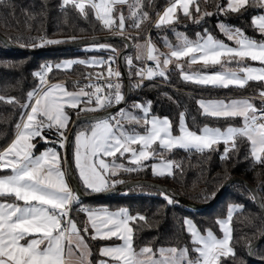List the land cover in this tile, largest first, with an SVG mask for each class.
<instances>
[{"label":"snow or ice","instance_id":"obj_1","mask_svg":"<svg viewBox=\"0 0 264 264\" xmlns=\"http://www.w3.org/2000/svg\"><path fill=\"white\" fill-rule=\"evenodd\" d=\"M7 0H0V5ZM196 0H172L162 14H158L156 28L173 25L179 19L177 11L182 10L184 17L199 23L212 13L201 12L198 4L193 16L190 5ZM125 5L128 19L133 27L140 28L149 16L143 11V0H62L61 7L71 6L87 18L90 14L101 21L104 28L123 32L126 17L123 11L116 15V6ZM225 16L240 14L248 9H264V0H227L223 6L217 5ZM254 31L264 38V14L251 18ZM218 28L232 45L215 38L205 30L197 33L196 39H189L176 33L178 43L165 41L168 51L161 52L151 40L137 45L136 60L144 63L135 75L143 80L156 77L167 80L170 66L178 71L181 79L204 88L244 89L250 81L264 82V39H254L238 28L220 23ZM175 31V29H172ZM74 39V38H73ZM60 40H42L43 43L59 44ZM99 49H109L110 45L100 44ZM116 52L115 49H111ZM248 61L257 63L253 66ZM79 63L86 67H96L101 71L88 74L89 83L79 86L78 90H68L63 84H48L47 75L53 69L43 66L34 73L39 84L27 93V99L20 103L15 97L0 95V102L19 104V122L15 125L16 134L12 141L0 149V264H90V255L85 235L91 233L92 239L122 241V244L104 246L100 255L105 257L99 264H219L223 256H235L231 246L232 221L238 206L230 207L227 219L217 220L223 238H218L211 230L201 234L190 219L184 224L191 237L192 252L187 247H143L137 250L133 245L132 225L145 220L144 216H132L127 209L109 211L107 208H87L80 206L86 224L79 227L72 217L74 205H79V195L71 187L70 168L67 160L54 148H47L36 154V142L49 143L45 133H54L57 139L51 141L60 149L65 148L66 135L71 120L68 109L81 113H97L125 101V94L119 82L121 72L113 68L114 57L107 60L68 61L57 65L58 69H71ZM133 67V58L126 60ZM197 63L204 66L219 65L222 71L214 73L188 72ZM113 77L116 78L115 82ZM95 81V82H93ZM99 81H103L100 83ZM140 83L136 85L139 87ZM259 95L264 98V90ZM201 115L214 120H239L240 125L229 124L225 128L204 125L198 131L190 129L185 114L180 113L178 133L174 134L173 123L167 118L151 115V101L147 104H134L141 113L119 109L117 114L91 117L90 123L74 133V166L84 189L90 193H101L114 188L122 180L112 179L120 173H132L150 167L157 177L174 175L179 165L166 156L174 150L204 153L216 151L223 144L221 159H229V153L238 150L239 142L248 146L252 160L264 166V106L257 108L248 99L198 100ZM139 125L143 131L126 128L125 125ZM126 160L127 164L121 162ZM153 162L150 165L145 162ZM160 195L168 205L178 203L166 192ZM255 198V194L254 197ZM22 241L24 243H22Z\"/></svg>","mask_w":264,"mask_h":264},{"label":"trees","instance_id":"obj_2","mask_svg":"<svg viewBox=\"0 0 264 264\" xmlns=\"http://www.w3.org/2000/svg\"><path fill=\"white\" fill-rule=\"evenodd\" d=\"M170 1L143 0V11L148 13L149 18L138 29L132 26L133 20L127 18L129 15L127 6H116V15L123 11L126 17L125 30L121 35L131 44L129 53L123 56V68L128 78L135 76V70L125 64V57H132L135 66L141 64L140 60L135 59L133 46L143 42L145 34H147V40H151L152 44L161 52L165 47V41L172 44L178 43L176 33H182L194 40L197 33L204 34L207 30L215 38L227 43V39L218 28L220 23L231 28L241 29L250 38L264 39L254 31L251 25V18L264 14V9H248L240 14L225 16L219 12L217 5L223 6L227 0H196L201 12L212 13L211 16L201 19L199 23H193L192 19L177 13L179 19L173 25L162 28L152 26L155 16ZM196 4L190 5V11L193 16L198 18L199 14L195 11ZM61 5L62 0H7V4L0 5V35L12 45L36 48L37 46L51 45L42 44V40L66 42L108 34L93 15L90 14L85 18L71 6L64 8ZM173 28L175 31L172 30ZM102 44L114 47L117 53L123 49L122 43L119 42ZM105 53L104 56L108 54L107 51ZM87 56H97V54L81 52L80 48H75L30 55L9 50L0 43V95L15 97L20 103H24L27 93L37 87L38 80L34 73L42 65L53 66L61 60ZM213 69L215 67L208 68V70ZM86 72L94 73L95 71L74 64L68 72L60 73L53 69L47 77L53 81L61 78L62 75L78 77L84 76ZM64 83L67 85L66 82ZM133 86L134 84L130 83L129 98L125 105L130 102L148 103L151 101L150 114L160 118H169L173 123L174 134H177L180 113L185 114L187 126L194 131H198L206 124L221 128H225L229 124L239 126V120H214L201 115L197 101L200 98L253 95L260 88L258 83L253 82H250L244 89L204 88L182 81L179 78V72L172 68H170L167 80L160 78L156 83L142 82L137 89H134ZM69 88L71 87L69 86ZM77 111H68L71 120ZM20 112L19 104L0 102V149L6 147L14 137L15 125L19 122ZM85 124L87 123L78 124L74 133ZM51 134L53 135V133ZM44 146L45 144L36 143L35 151H39ZM217 148L216 151L204 153L194 150H174L166 156L167 159L173 160L179 165L178 168H174L173 176L154 177L150 173V167H146L139 172H122L112 179L122 180L123 183L133 180L152 181L164 185L170 193L189 202L203 204L211 200L225 180L238 177L257 192L264 209V166L256 164L252 160L248 154V146L244 142H239L238 150L229 153V159H221L224 145L221 144ZM151 162L157 161L145 163L150 165ZM76 181L84 195L92 194L82 187L77 177ZM80 206L87 208L104 206L107 209L124 208L134 217L142 215L145 220H137L132 225L135 229L133 245L137 250L146 246L152 247L154 250L160 247H187L193 257H195V253L191 251L193 245L185 230L184 220H192L201 234L211 230L219 238L220 231L217 220L226 218L230 206H238L230 223L231 246L234 248L235 256H223L220 258L219 264H258L255 261H264V240L252 252L251 256L254 261L249 260L246 256V248L263 234L264 225L249 191L241 183L231 184L211 207L202 211H193L178 203L168 205L159 191L146 186L131 187L106 198L80 201L79 205H74L71 213L79 227L82 225V214L77 211ZM88 247L94 256L95 246L93 243L88 242Z\"/></svg>","mask_w":264,"mask_h":264},{"label":"water","instance_id":"obj_3","mask_svg":"<svg viewBox=\"0 0 264 264\" xmlns=\"http://www.w3.org/2000/svg\"><path fill=\"white\" fill-rule=\"evenodd\" d=\"M122 33L123 32L116 30V33H108L105 35H100V36H96V37H92V38L66 41V42H62L59 44H51V45L38 47V48H22V47L12 45L4 37H2L0 35V43L5 48L12 50V51H16L18 53L30 54V55L40 54L43 52L61 51L64 49L83 48V47H88V46H92V45H99L102 43H109V42H119V43H122V45L124 46V48L121 51H119L116 55V63L118 66V70L122 74L121 78L123 79V92L125 94V101L121 105L114 106L110 109H107V110H104L101 112L84 113V114H80L79 117L75 116L71 120L69 127H68V131L66 133L68 140H67L65 148H63V158H66V160H67L66 167L70 168L69 183H70L71 187L75 190V192L79 195V200L83 202V201L94 200V199H99V198H106V197H109V196L114 195L118 192L124 191L128 188H131V187L146 186V187L153 188V189L159 191L160 193L162 191L166 192L168 195H170L176 201H178V204L183 205L184 207H186L190 210L202 211V210H205V209L211 207L217 201V199L221 196V194L225 191V189H227L231 184L241 183L249 191V193L253 199V202L255 204V207L258 210V212L262 218L263 225H264V209L262 207V204H261V201H260V198H259L257 192L252 187H250L245 181H243L242 179H240L238 177H232V178L225 180L220 185V187L217 189V191L214 193L211 200L209 202L203 203V204H195V203L189 202V201L183 199L182 197H180L178 195L170 193L164 185H161L159 183H155L152 181H146V180H133V181L120 183V184L116 185L114 188H110L107 191H104L101 193H95V194H91V195H84L81 192V189H80V187L76 181V177L73 173L71 161H70V146H71L72 138L74 135L75 127L78 124L83 123V122L90 123L91 117L109 116L114 111H117L118 109L122 108L129 98L130 85H129V82L127 80V76H126V73L124 71V68H123L122 58L125 54L129 53V51L131 49V44L128 41V39H126L125 37H123L121 35ZM254 194H255V198H253ZM263 240H264V231L260 237H258L256 240H254L252 243H250L248 245L245 252H246V256L249 260L254 261L252 259V256H251L252 252ZM255 262L258 264H264V261H255Z\"/></svg>","mask_w":264,"mask_h":264},{"label":"crops","instance_id":"obj_4","mask_svg":"<svg viewBox=\"0 0 264 264\" xmlns=\"http://www.w3.org/2000/svg\"><path fill=\"white\" fill-rule=\"evenodd\" d=\"M171 2H172V0L170 1V2H168L159 12H158V14H162L165 10H166V8L168 7V6H170V4H171ZM227 2V1H226ZM177 13H180V14H182V10H178L177 11ZM158 14L155 16V18L153 19V21H152V26H155V22L157 21V19H158ZM183 15V14H182ZM106 29V28H105ZM226 38V37H225ZM196 39V36H195V38H194V40ZM227 39V38H226ZM148 40L147 39H144V41L143 42H141V43H136L134 46H133V48H134V50L135 49H137V45H144L146 42H147ZM228 41V40H227ZM227 44H229V45H232V42L231 41H228L227 42ZM93 46H99V45H93ZM105 50H107V49H104V51ZM101 49H99L98 47H96V49H90L89 51H82L81 50V52H87V53H89V52H93V53H98L97 54V56H87V57H85V58H72V59H66V60H62V61H60L59 63H57V64H55L53 67H52V69H57V70H60V71H64V72H68L70 69H67V70H65V69H58L56 66L57 65H60V64H63V63H65V62H68V61H79V60H101V59H103V60H107L108 59V57L109 56H107V55H109V53L107 54V55H105L104 56V54H106L105 52L104 53H101ZM137 51H138V49H137ZM168 51V49H167V47H164L163 49H162V52H167ZM141 61V60H140ZM148 62H150V61H148ZM150 63H152V62H150ZM247 63H249V64H252L253 66H259L257 63H254V62H251V61H248ZM76 64H78V65H81V64H79V63H76ZM74 65V64H73ZM72 65V66H73ZM82 67H85V68H88V69H93L94 71H97V69L98 68H96V67H86V66H84V65H81ZM210 67H215V69H213V70H208V68H210ZM170 68H172L173 69V66H170ZM223 69H221L220 68V66L219 65H209V66H204L202 63H197V64H195V65H191L190 67L187 65V64H185V71H188V72H197V71H199V72H202V73H214V72H217V71H222ZM179 78L181 79V77H180V74H179ZM182 80V79H181ZM183 81V80H182ZM250 82H253V83H258L259 84V86H260V88H258L257 90H256V92L253 94V95H245V96H236V97H227V98H200L199 100H201V99H203V100H226V101H230V100H233V99H248V100H250L252 103H254L255 105H256V107L258 108L259 107V105H261V103H262V100H264V98H262L260 95H259V93H260V91L261 90H264V82H256V81H250ZM249 82V83H250ZM48 83V82H47ZM48 84H50V83H48ZM192 84V83H191ZM195 85V84H194ZM232 88H234V87H232ZM201 112V111H200ZM76 116V115H75ZM74 116V117H75ZM178 124H179V120H178ZM239 125H240V121H239ZM178 129V128H177ZM16 134V133H15ZM45 135H47L48 137H49V141L51 142V141H53V140H51V138H56L55 136H53V135H50V134H48V133H45ZM15 136V135H14ZM14 138V137H13ZM12 138V139H13ZM12 141V140H11ZM10 141V142H11ZM51 144V147H45L44 149H41V150H39V151H35L36 152V154H40V153H42L43 151H45L47 148H54V149H57V151L59 152V146L57 145V144H54V143H50ZM50 144H48V145H50ZM223 145V144H222ZM225 147V146H224ZM71 166H72V169H73V166H74V164L72 163L71 164ZM73 171H74V174H75V176L77 177V179L79 180V178H78V174H77V172H76V169H75V166H74V169H73ZM150 173H151V175L152 176H154L153 174H152V171L150 170ZM154 177H157V176H154ZM79 182H80V184L82 185V183H81V181L79 180ZM116 185H118V184H116ZM83 187V186H82ZM84 188V187H83ZM86 190V189H85ZM88 191V190H87ZM89 192V191H88ZM92 194H95V193H92ZM83 207H85V206H83ZM91 208H93V209H98V208H106V207H104V206H94V207H91ZM119 209H121V208H116V209H108L109 211H118ZM82 214V225H81V228H83L84 226H85V224H86V217H85V215H84V213H81ZM85 242H86V244H87V246H88V242H90V243H93V245L95 246V253H94V256H92V254H91V252H90V249H89V247H88V250H89V252H90V255L87 257V260L90 262V264H99V262L101 261V260H105L106 258L105 257H102L101 255H100V249L102 248V247H104V246H112V245H118V244H122V241H119V240H116L115 238L114 239H112V240H100V239H92L91 238V233H89V234H86L85 235ZM22 243H24L23 241H22Z\"/></svg>","mask_w":264,"mask_h":264},{"label":"rangeland","instance_id":"obj_5","mask_svg":"<svg viewBox=\"0 0 264 264\" xmlns=\"http://www.w3.org/2000/svg\"><path fill=\"white\" fill-rule=\"evenodd\" d=\"M118 16V15H117ZM99 23L103 26V24H102V22L101 21H99ZM104 27V26H103ZM113 30H116L115 29V27H113V29L112 30H108V29H106V31L108 32V33H112L113 32ZM144 39H147V34H145L144 35ZM139 43H141V42H139ZM100 45V44H99ZM39 46H37L36 48H38ZM96 47H98V46H88V47H83V48H80V50H82V51H89L90 49H96ZM123 48H124V46H123ZM111 49H115L114 47H111L110 46V48L109 49H107V50H105V52L107 51V53H114V52H112L111 51ZM116 50V49H115ZM135 56L137 55V49H135ZM101 53H104V50H102L101 51ZM116 54H117V50H116V52H115ZM96 54H98V53H96ZM62 61V60H61ZM45 65H49V64H45ZM45 65H42L40 68H39V70H37L36 72H38V71H41L42 70V68H43V66H45ZM55 65V64H54ZM53 65V66H54ZM52 66V67H53ZM57 72L59 71L60 73H65L64 71H60V70H57V69H55ZM71 70V69H70ZM69 70V71H70ZM35 72V73H36ZM57 76H58V74H56ZM70 78H72V76H66V75H62L61 76V78H59V79H56V80H53V81H50L51 79H48V77H47V82L48 83H50V85L51 84H57V83H60V84H63L68 90H70V91H72V90H78V88H76V87H73L72 85H71V83H69L68 82V79H70ZM38 80V79H37ZM64 82H66L67 83V85L64 83ZM38 84H39V81H38ZM38 84H37V86H38ZM68 86V87H67ZM69 86L71 87V88H73V89H71V88H69ZM134 104H138V103H132V102H130V103H128L127 105H125V106H123L122 108H120V109H124L125 111H129V112H132L133 114H135V115H141V113L139 112V110H137V109H135L134 107H133V105ZM139 104H147V103H139ZM70 110H73V109H68L67 111H70ZM119 110V109H118ZM88 124V123H87ZM87 124H85L84 126H86ZM84 126H82V127H84ZM69 127V126H68ZM81 127V128H82ZM125 127L126 128H129V129H135L136 131H140V132H142L143 131V129H142V127H140L139 125H129V124H126L125 125ZM80 130V128H78L75 132H77V131H79ZM177 133H178V130H177ZM48 134H50V135H52L51 133H48ZM53 135L55 136V134L53 133ZM15 137V136H14ZM56 137V136H55ZM57 139V137L56 138H51V140H53V141H55ZM36 143H42V144H45V146L42 148V149H44L46 146L47 147H51V142H49V143H45L43 140H38ZM48 144H50V145H48ZM41 150V149H40ZM57 150V149H56ZM59 152L61 153V156L63 157V149H60L59 148ZM73 152H74V135H73V138H72V142H71V149H70V159H71V164L73 163L74 164V159H73ZM121 162H123V163H125V164H127V161L126 160H121ZM151 163H153V162H151ZM150 163V164H151ZM73 169H74V166H73ZM150 170H151V168H150ZM230 207H233V206H230ZM229 207V208H230ZM229 208H228V210H229ZM237 211V210H236ZM224 219H227V216H226V218H224ZM223 219V220H224ZM184 227H185V230H186V232L188 233V231H187V229H186V226H185V224H184ZM218 228H219V231H220V237L219 238H223V232H222V230H221V228H220V226H219V224H218ZM207 232V231H206ZM206 232L204 233L205 235H206ZM189 234V233H188ZM189 236H190V234H189ZM190 242H191V237H190ZM195 253V252H194ZM195 257L197 256V254L195 253V255H194Z\"/></svg>","mask_w":264,"mask_h":264},{"label":"built area","instance_id":"obj_6","mask_svg":"<svg viewBox=\"0 0 264 264\" xmlns=\"http://www.w3.org/2000/svg\"><path fill=\"white\" fill-rule=\"evenodd\" d=\"M112 33H116V30H113ZM116 55H117V54L114 52V53H111L109 57H114V58H115V63H114L112 66H113V68H115V69L118 70V66H117V63H116ZM128 57H130V56H126V57H125V64H126V65H127L126 60H127ZM122 63H123V65H124V59H123V58H122ZM144 63H147L149 66L152 65V63H150V62L141 61V64H140V65L135 66V65L133 64V67H132V68H134V70H135V72H136V70H137L139 67H141ZM127 66H128V65H127ZM128 67H129V66H128ZM99 71H101V69L98 68L97 71H95V72L92 73V74L94 75L96 72H99ZM89 73H90V72H86L84 76L72 77V78L68 79V82L71 83V85H72L73 87H76V88H78L77 85H79V86H84V85H86V84L89 83V79H88V74H89ZM159 79H160V77H156V78H154L153 80H147V79H145V80H143V82H155V83H156ZM115 80H116V78L113 77V81H114V82H115ZM127 80H128V82H129V85H130V83H133V84H134V86H133L134 89H137L136 85H137L138 83H141V82H140V78H139L138 76H136V75H135L133 78H128V77H127ZM93 82H95V81H93ZM99 82H100V83H103V81H99ZM119 82H120L121 85H122V91H123V79H122L121 77L119 78ZM262 106H264V100H262V103H261V105H260L258 108H260V107H262ZM109 109H110V108H109ZM102 111H104V110H102ZM117 113H118V110H117V111H114V112L111 113L110 115L117 114ZM81 114H84V113H81ZM110 115H109V116H110ZM77 211H78V209H77ZM78 212H79V211H78ZM79 213H82V212H79Z\"/></svg>","mask_w":264,"mask_h":264}]
</instances>
